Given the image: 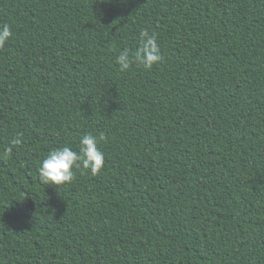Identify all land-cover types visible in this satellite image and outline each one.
<instances>
[{"label": "trees", "instance_id": "obj_1", "mask_svg": "<svg viewBox=\"0 0 264 264\" xmlns=\"http://www.w3.org/2000/svg\"><path fill=\"white\" fill-rule=\"evenodd\" d=\"M2 24L0 264H264V0H0ZM145 29L163 62L121 73ZM88 133L101 171L43 184Z\"/></svg>", "mask_w": 264, "mask_h": 264}, {"label": "clouds", "instance_id": "obj_2", "mask_svg": "<svg viewBox=\"0 0 264 264\" xmlns=\"http://www.w3.org/2000/svg\"><path fill=\"white\" fill-rule=\"evenodd\" d=\"M13 36L11 26L0 25V48H3ZM164 60L158 37L147 29L139 34V45L134 52L122 50L116 58V64L121 73L129 71L133 64L145 69H152ZM106 137L101 134L99 138L91 133L81 137L78 150L71 146H62L51 149L38 167L39 179L45 185L64 186L74 179V170H90L93 175L101 171L105 163V155L98 143ZM24 143L23 133H19L10 140L6 153Z\"/></svg>", "mask_w": 264, "mask_h": 264}]
</instances>
